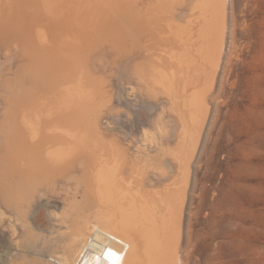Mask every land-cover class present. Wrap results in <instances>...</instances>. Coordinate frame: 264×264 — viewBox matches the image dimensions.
I'll return each mask as SVG.
<instances>
[{
	"label": "rangeland",
	"instance_id": "obj_1",
	"mask_svg": "<svg viewBox=\"0 0 264 264\" xmlns=\"http://www.w3.org/2000/svg\"><path fill=\"white\" fill-rule=\"evenodd\" d=\"M10 1L0 0V160L16 145L13 125L23 129L21 117L27 111L20 116L13 106L21 99L44 105L40 131L65 130L69 139H86L87 151L147 153L164 144L165 156L173 158L170 150L180 141L181 126L164 92L171 84L170 52L176 43L199 46L204 71L211 70L221 21L213 19L209 3L205 7V0H175L177 5L173 0H129L124 22L110 18L98 28L93 20H76L68 27L64 18L28 7L31 0H13L18 3L15 11ZM110 2L96 3L108 9ZM172 9L175 17L179 14L176 24L190 31L187 41L170 38ZM226 9L227 40L214 84L209 89L206 80L201 84L208 115L191 161L183 221L170 224V238L176 236L175 264H264V0H227ZM144 13L157 16L158 22L146 26L141 21ZM207 18L214 27L201 33L198 28L208 24ZM191 34L197 35V42ZM56 59L59 64L50 67ZM72 67L77 68L73 73ZM155 69L160 70L161 84L154 82ZM170 90L181 100L177 87L175 96ZM92 114L98 130L87 127ZM107 120L113 121L112 127ZM156 124L164 125L166 135L158 133L152 144L145 133L155 131ZM181 147L184 152L183 143ZM10 242L0 228V264L13 251Z\"/></svg>",
	"mask_w": 264,
	"mask_h": 264
},
{
	"label": "bare ground",
	"instance_id": "obj_2",
	"mask_svg": "<svg viewBox=\"0 0 264 264\" xmlns=\"http://www.w3.org/2000/svg\"><path fill=\"white\" fill-rule=\"evenodd\" d=\"M127 1L112 0L108 9L98 7L97 0H31L28 7L62 17L67 26L76 20L81 24L93 20L99 28L110 18L124 22ZM10 3L9 7L18 10V3ZM203 3L205 7L209 3L213 19L221 21H216L219 35L211 70L204 71V50L199 46L176 43L170 52L171 84L169 89L164 87V92L170 96L168 101L181 126L177 133L180 141L176 149L173 146L170 150L173 158L165 156L164 144L147 153L138 150L112 154L97 148L87 151L86 139H69L70 133L65 130L58 134L39 130L44 105L29 99L13 105L20 116L23 110L27 113H22L23 129L17 123L13 125L11 139L16 145L7 148L0 160V228L9 235L13 248L3 264H175L176 236L170 238V224L184 216L192 179L191 161L208 115V97L201 84L206 80L204 85L212 88L227 40V0ZM175 15L168 26L170 38L187 41L190 31L184 32L185 26L176 24L179 14ZM207 19L208 24L198 28L201 33L214 27ZM141 21L150 27L158 22L151 14ZM191 36L197 42V35ZM58 61L49 66H57ZM76 69L72 67V73ZM157 72L154 82L161 84L160 70L153 71ZM173 87L181 92V100L173 98ZM88 123V128L98 130L94 114Z\"/></svg>",
	"mask_w": 264,
	"mask_h": 264
},
{
	"label": "clouds",
	"instance_id": "obj_3",
	"mask_svg": "<svg viewBox=\"0 0 264 264\" xmlns=\"http://www.w3.org/2000/svg\"><path fill=\"white\" fill-rule=\"evenodd\" d=\"M112 114H114L116 116V118H118V114H116V113H112ZM107 121L109 122V127H112L113 121L112 120H107ZM158 133L161 137L166 135V129H165L163 124H156L155 131H153V130H147L146 131L145 137H146L147 142L152 143V144L157 143V141H158L157 134ZM48 215L50 216L51 214L49 213Z\"/></svg>",
	"mask_w": 264,
	"mask_h": 264
}]
</instances>
